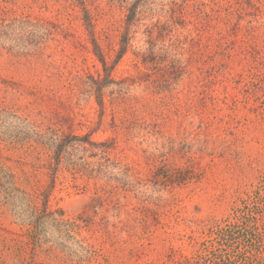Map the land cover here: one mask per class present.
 Masks as SVG:
<instances>
[{
	"label": "rangeland",
	"instance_id": "obj_1",
	"mask_svg": "<svg viewBox=\"0 0 264 264\" xmlns=\"http://www.w3.org/2000/svg\"><path fill=\"white\" fill-rule=\"evenodd\" d=\"M217 248L264 264V0H0V264Z\"/></svg>",
	"mask_w": 264,
	"mask_h": 264
},
{
	"label": "trees",
	"instance_id": "obj_2",
	"mask_svg": "<svg viewBox=\"0 0 264 264\" xmlns=\"http://www.w3.org/2000/svg\"><path fill=\"white\" fill-rule=\"evenodd\" d=\"M88 27H91L90 21L88 23ZM91 37H92V43H93L94 47L97 48V45L95 43V39L93 38L92 34H91ZM98 58H99L100 62L102 63V65L104 66V69H105V62H104V60L100 54L98 55ZM56 152H58V151H56ZM57 159H58V157H57ZM225 233H226L225 236L224 235H222V236L226 237V239H227L228 236L231 235V234H229V233H231V231L229 233L226 231ZM226 251L227 250H224L221 248L210 250L207 255L198 258V260L193 264H236L237 261L233 260L234 259L233 256L230 253H227ZM185 264H191V263L188 261Z\"/></svg>",
	"mask_w": 264,
	"mask_h": 264
}]
</instances>
